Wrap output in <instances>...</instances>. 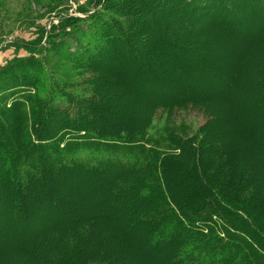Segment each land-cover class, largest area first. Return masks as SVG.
Wrapping results in <instances>:
<instances>
[{
	"label": "rangeland",
	"instance_id": "obj_1",
	"mask_svg": "<svg viewBox=\"0 0 264 264\" xmlns=\"http://www.w3.org/2000/svg\"><path fill=\"white\" fill-rule=\"evenodd\" d=\"M136 1L114 0V3L123 7V11L116 9L107 14L121 17L131 14V19H135L133 17L137 16V12L142 14L144 12L136 8L138 4ZM187 1L191 3L193 0H144L149 14L147 15L152 20H149L150 29L142 32L144 34L141 47L133 46L134 40L125 38L132 30L128 31V27L124 29L123 23L120 26L125 33L121 32L118 26L116 29L120 32L111 29L110 33L109 28L102 27L107 31L102 37L109 39L110 44L118 40L116 42L118 50L115 54L117 57L111 62L103 63L102 66L96 65V68H93L91 64L90 69H92L87 70L86 65L75 63L79 56L72 52L75 49L72 43L70 51L67 52L68 61L57 57L62 54L63 46L54 53V60L61 70L66 71L71 81L76 82L80 87L78 90L85 92L88 98L98 96L101 99V103L98 102L101 114L95 113L94 119L85 121V128L80 129V132L92 134L97 132L101 135L112 136L121 129L123 131L134 129L131 128L130 123L143 122L148 109H153V112L148 114L146 133L161 140L160 150L164 156L174 155L178 158L179 150L176 151L173 144L167 140V133L173 132L183 139L191 138L190 146H194L195 150H192L194 154L198 151L199 156H206L203 151L206 147L203 141L205 134L212 133L216 138L226 134L229 136L239 134L233 131L238 129L237 122H240L241 118L231 115L230 111L235 108L234 103H239V108L244 106L246 103H243L242 99L238 100L235 97L232 99L230 96L218 99L217 95V102L210 103L208 100L200 101L196 97H193L194 99L188 97L207 96L206 98H211L209 96L220 91L226 93L227 83L230 87L236 85L237 88L240 75L236 70L240 64L254 73L248 76V79L256 78L257 83H260L264 90V0H237V4H241H238L236 12L217 11V15L211 18L208 13L211 10L215 11V8H204L205 10H201L202 13L197 12L199 14L195 11L189 13L188 11H191L194 5ZM199 1L201 4L208 5V1ZM100 4L95 5L91 3V0H0V69L16 59H25L30 56L38 58L34 52H29L23 47L37 41L35 27L30 28L28 23L41 18L35 25L44 26L46 31H50L52 26L56 27L47 42L54 40L58 42L57 45H63V42H60L63 39L60 34L76 35L77 31L86 30L88 25L104 17L106 12L101 11L102 3ZM81 8L85 9L84 13ZM180 9L187 11L189 15L180 14ZM52 11L54 12L51 13ZM97 11L99 13H96ZM66 18L71 20L62 21ZM144 20L145 17L143 20L139 18L133 22L131 28L140 29L146 25ZM162 20L167 23H161ZM157 21L160 25L155 24ZM113 32L118 37L112 34ZM46 39L47 36L44 37L41 45ZM173 42L182 49L173 50L169 47L168 43ZM52 50L50 47L46 49L51 53ZM118 51L126 52V54L121 55ZM81 60L86 64L87 60ZM105 79L117 82V92L114 93L110 87L104 85ZM86 80L89 81L88 84L83 82ZM16 85L19 93L12 97L19 101L20 93L30 90L31 86L20 83ZM97 86L106 96H102L100 90H98L99 95L96 93ZM202 89H206L205 93ZM156 102H162L165 106L159 105L155 108L153 105ZM8 105L12 107L11 101ZM16 105L13 102V106ZM80 107L78 106V109ZM8 110L6 107V113ZM17 112L18 108L15 107L13 112L9 113L10 116H14ZM249 121L255 124L251 114L245 115V126ZM2 124L5 144L1 137L0 156L6 154L5 149L7 148L13 149L18 144H26L24 137L26 128L22 129L18 126L20 122L16 125L13 118L10 119V125L13 126L14 131L7 130L8 126ZM69 125L71 128V123ZM65 129L67 128L59 127L58 135L54 139L66 138V140L71 139L75 142L76 138L73 136L72 139V134ZM71 129L72 133L77 131L75 128ZM18 131H23V134L21 135L22 132ZM80 135L84 136L82 133ZM212 145L215 150H211L208 156L213 158L209 159L211 163L208 169L215 165L220 167L219 163H222L224 169L230 170L232 175L235 172L240 173L243 190H239V199L244 204L247 203L246 200H249L246 204L252 207L249 210H261L263 216L259 219L264 223V187L261 190L258 189L264 186V170L261 171L258 168L264 163V132L251 134L247 136V139L244 138L241 146L244 148V151L242 150L243 159L240 161L217 157L221 154V147L218 144L212 143ZM234 146L237 149L236 143L233 144ZM87 148L83 146L79 149L86 154L96 152ZM23 152L24 150H22V155L25 156ZM198 162L203 166L205 159H198ZM243 162L246 165L248 163V167L252 168L253 164L257 167L252 168L255 170L250 168L249 171ZM59 174L60 172L52 178V181L39 183L27 191L25 193L27 196L23 198L19 197L23 194L11 191L8 183L5 182V186L1 182L4 189L0 192L2 202L15 199L18 204H24L26 216L14 213L12 204L6 206L0 203V264H16L12 259L19 255L22 258L25 257L20 264H42L39 254L43 251V246L48 247L53 240V235L39 240L37 236L47 232L54 233L53 230L58 228L65 229V225L74 220L83 225L89 221H95L93 230L99 235L95 237L96 243H98V238L105 240L98 244L96 253L99 260L93 264H110L112 259L115 264H172L170 254L173 255L177 248L171 251L165 250L163 248L166 244L164 237L161 238L163 242L160 244L158 242V245L151 244L152 241L140 225V218L134 219L130 216L131 213L127 206L132 209L142 206L138 197L134 199L136 192L135 196L131 197L117 192L114 198L105 202L104 198L111 188V185L108 189L105 187L110 180L105 174L86 175L75 179H63ZM176 195L182 198L186 195V190L179 183L175 190ZM196 199L194 195L193 200ZM119 201L123 203L120 211L115 209L116 202ZM17 215H19L18 219L15 218ZM104 234L107 238L103 239L101 235ZM190 240L192 241L193 237ZM85 242L83 238L74 239L72 236L70 239L77 258H86L88 247ZM216 248L219 249L218 246ZM203 260L204 257L200 259V263Z\"/></svg>",
	"mask_w": 264,
	"mask_h": 264
},
{
	"label": "trees",
	"instance_id": "obj_2",
	"mask_svg": "<svg viewBox=\"0 0 264 264\" xmlns=\"http://www.w3.org/2000/svg\"><path fill=\"white\" fill-rule=\"evenodd\" d=\"M205 1H208V5L201 4L199 0H193L191 3L194 6L188 12L202 13V9L212 7L215 8V11L211 10L208 13L211 18L217 15V11L236 12L238 4H241H237V0ZM92 2L95 5L102 3L100 9L106 12L104 17L88 25L86 30L77 31L76 35L66 33L61 35L59 32L60 37H63L60 41L63 42V45H57L58 42L54 40L53 42H47L52 37L56 27L52 26L50 31H46L44 26L35 25L41 18L28 23L27 25L30 28L35 27L37 41L32 45L27 44L23 47L29 52H34L38 58L35 59V57L30 56L25 59H16L0 69V138L2 137L5 144L2 129L4 127L1 124L8 126L6 129L12 131L13 126L10 125V119L12 118L16 125L20 122L18 126H21L22 129L26 128L24 132L26 144H18L13 149L7 148L5 149L6 154L0 156V192L4 190L2 183L5 186L8 183L11 191L23 194L19 196L23 198L27 196L25 194L27 191H30L39 183L41 184L47 180L52 181V178L58 175L59 172L63 179L105 174L110 179L105 187L108 189V186L111 185L108 195L104 198L105 202H109L111 198H114L117 192L130 197L135 196L136 192L134 199L136 200L138 197L142 206L138 209L127 206L131 213L130 216L134 219L140 218V225L152 241L151 244H160V242H163L161 238L164 237V243L166 244L163 248L165 250L171 251L177 248L173 255L170 254L172 264H264V223L259 219L263 214L259 209L249 210V208H252L246 205L249 200L245 201L246 204L240 201L238 193L239 190H243L241 187V174L235 172L232 175L230 170L224 169L222 163H219L220 167L215 165L208 169L211 163L209 159H213L208 156L211 150H215L212 143L221 147V154L217 157L240 161L243 159L242 150L244 151V148H241V146L244 138L247 139L248 135L264 132V90L260 83H257L256 78L248 79V76L254 73L240 64L241 66L238 65V70H236L240 75L237 88L236 85L230 87L227 83L226 93L220 91L209 96L211 98H206L207 96H204L205 98L199 96L188 97L192 99L196 97L200 101L208 100V102L214 103L217 102L218 97V99H224V97L230 96L232 99L234 97L238 100L242 99L243 103H246L240 108L238 107L239 103H234L236 109L233 108L230 111L231 115L241 118L240 122H237L238 129L233 131L239 133L238 135L229 136V134H226L216 138L212 133L205 134L203 141L206 143V147L203 151L206 156H199L198 151H196L197 154H194L192 150L194 146H190L191 138L183 139L173 132L167 133L166 137L173 144L176 151L179 150L177 152L179 158L174 155L164 156L160 150L161 140L146 133L147 127L145 126L149 120L148 114L152 113L153 109H148V112L145 113L143 125L142 121L139 124L130 123L131 128L134 129H125V131L121 129L112 136L101 135L97 132L93 134L80 132V129L85 128V121L88 122L94 119L95 113L101 114V107L98 104V102L101 103V99L98 96L97 98H88L85 96V92L78 90L80 87L75 81H71L66 71L61 70L54 60V53L63 46L62 54L57 57L68 61L67 52L70 51V44L72 43L75 48L72 52L79 56L75 63H80L82 66L86 65L85 68L91 70V64L93 68H96V65L102 66L103 63L111 62L112 59L117 57L115 54L118 50V47H116L118 40L110 44L109 39L102 37L104 33H107L102 27L109 28V33L111 29L125 33L124 29L128 27V31H132L125 38L133 39V46L141 47L144 34L142 32L148 28L150 29L149 20H152L148 16L144 0L136 1L138 3L136 8L144 12L143 14L137 12V16L133 17L135 19H131V14L125 15V17L108 15L107 12H113L112 10L121 9L123 11V7L114 3V0H91ZM81 9L84 13L85 9ZM96 13H99V11ZM179 13L186 14L185 16L189 15L187 11L182 9ZM143 16L145 17V22H143L146 25L139 26L140 29L131 28L133 22L139 20V18L143 20ZM70 20L66 18L62 21L69 22ZM122 23L124 29L120 26ZM161 23H167V21L162 20ZM155 24L157 25L159 22L157 21ZM117 26L120 31L116 29ZM112 34L117 35L114 32ZM45 36H47V39L41 45ZM168 45L173 50L182 49L174 42L168 43ZM47 47L53 49L52 53L46 51ZM120 52L118 51V53ZM124 53L126 54V52ZM124 53L121 52L120 54L124 55ZM81 59L87 60L86 64ZM105 81L104 85L106 87H110V90L114 93L117 92L116 81V83L107 79ZM83 82L89 83L87 80ZM17 83L31 86V88L29 87L30 90L20 93L19 101H17V98L12 97L14 94L19 93L16 88ZM98 86L95 89L96 93L99 95L102 92V96H106ZM98 90H100V93ZM202 91L205 93L206 89H202ZM10 101L12 107L8 105ZM13 102L17 104L15 107L18 108V112L14 116H10L9 112H13L15 108ZM159 105L165 106L162 102H156L153 107L158 108ZM78 106L81 107L78 109ZM6 107L9 109L8 113L5 111ZM226 112L228 113L227 110ZM247 114L252 115L254 125L249 121L245 126L244 121ZM69 123H71V128H75L77 131L72 133L73 130L70 128ZM141 126L144 128H140ZM59 127H66L65 130L72 134V139L73 136L76 138L75 142H72L71 139L66 140V138L55 140L54 137L58 135ZM18 132H22L21 135L23 134V131ZM81 133L84 136H81ZM3 142L2 146H4ZM234 143L237 144V149L235 146L233 147ZM83 146L96 152L86 154L79 149H82ZM22 150H24L23 154L25 153V156L22 155ZM260 157L263 158V156ZM194 159L196 160L194 161ZM198 159H205L203 166L200 165ZM243 164L250 171L251 167H248V163L246 165L243 162ZM254 167L257 166L253 164L252 168ZM252 168L251 170H255ZM258 168L261 171L264 170V163ZM178 183L186 190V195L183 198L177 195L176 198L175 196ZM130 187L132 189H129ZM263 187H258V189L261 190ZM194 195L197 197L195 201L193 200ZM0 203L6 206L12 204L14 213L26 216L24 204H18L17 200L2 202L0 199ZM116 203L117 207L115 209L120 211L123 203L121 201ZM18 216H15V218L18 219ZM94 222L89 221L83 225V223L74 220L67 223L65 229L58 228L53 230L54 233L39 234L37 236L38 240L53 235V240L48 247L43 246V251L39 254L41 263H96L99 260L96 253L98 244L103 243L105 240L98 238V243H96L95 237H99V235L93 230ZM72 236L74 239L83 238L84 242L91 241L85 242L88 247L86 258L76 257V252L73 251L74 245L70 244ZM192 237L193 240L191 241ZM101 238L107 237L104 234L101 235ZM28 246L30 245L28 244ZM179 254L180 256L177 257ZM202 257H204V260L200 263ZM24 258L19 255L12 260L16 264H20ZM110 264H115L113 259Z\"/></svg>",
	"mask_w": 264,
	"mask_h": 264
}]
</instances>
